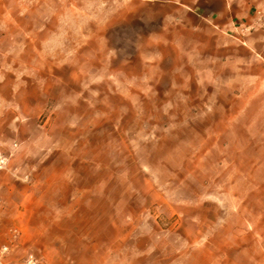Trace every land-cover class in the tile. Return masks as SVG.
<instances>
[{"label": "rangeland", "instance_id": "obj_1", "mask_svg": "<svg viewBox=\"0 0 264 264\" xmlns=\"http://www.w3.org/2000/svg\"><path fill=\"white\" fill-rule=\"evenodd\" d=\"M106 1L0 0V141L69 185L38 236L70 264H264V71Z\"/></svg>", "mask_w": 264, "mask_h": 264}, {"label": "crops", "instance_id": "obj_2", "mask_svg": "<svg viewBox=\"0 0 264 264\" xmlns=\"http://www.w3.org/2000/svg\"><path fill=\"white\" fill-rule=\"evenodd\" d=\"M124 1L127 7L118 11L119 20L155 23L156 29L147 37L189 40L193 52L221 53L225 55L222 62L225 72L233 68L264 71V0ZM108 2L101 3V6L118 5L123 0ZM14 142L4 141L3 147L8 149ZM24 153L18 145L8 169L0 171V243L11 242L9 230H20L5 260L8 264H18L17 258L21 257V262L29 253L27 250L35 248L48 264H70L73 260H66L60 253L63 242L59 243L55 238L42 241L37 233L39 230L62 228L61 223L53 219L49 222L42 220L41 215L46 213L39 204V191L43 184L48 182L46 189H54V182L62 181L68 187V181L60 173H55L46 182L41 181L42 173L37 171L42 158L31 163V157ZM56 167L58 163L53 159L44 166L48 170L58 169ZM27 169L29 171L24 172Z\"/></svg>", "mask_w": 264, "mask_h": 264}, {"label": "built area", "instance_id": "obj_3", "mask_svg": "<svg viewBox=\"0 0 264 264\" xmlns=\"http://www.w3.org/2000/svg\"><path fill=\"white\" fill-rule=\"evenodd\" d=\"M18 144L16 142L12 143L10 147L4 148L3 142L0 141V171L6 170L9 167V162L14 156L15 150L17 149ZM0 203V209H1ZM19 231L17 228L11 230V242L0 243V264H8L5 260L6 256L10 253L13 241L18 237ZM38 260L33 253H28L22 264H37Z\"/></svg>", "mask_w": 264, "mask_h": 264}]
</instances>
